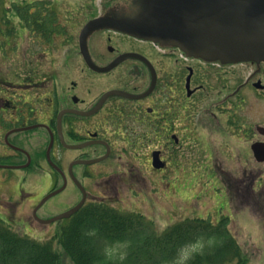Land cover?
I'll return each mask as SVG.
<instances>
[{"label":"flooded vegetation","instance_id":"flooded-vegetation-1","mask_svg":"<svg viewBox=\"0 0 264 264\" xmlns=\"http://www.w3.org/2000/svg\"><path fill=\"white\" fill-rule=\"evenodd\" d=\"M138 2L134 16L104 9L97 18L137 21L149 9L147 0ZM52 11L56 17L49 22L56 31L51 28L50 38L17 18L7 26L14 35L5 41L7 48L12 47L11 68L0 77V142L11 152L0 155L1 169H43L45 158L53 173L45 177L81 194L67 212L82 201L84 190L83 207L117 204L121 211L137 210L135 214L146 218V202L154 203V193L172 187L176 170H184L176 158L185 151L186 140L196 138L217 145L216 170L231 192L242 193L249 201L245 208L253 206L254 215L263 210L264 62L197 56L177 45L105 28L87 38L91 62L107 68L132 57L98 73L87 65L80 49L85 26L78 32L63 23L53 3ZM26 38L27 50L18 57ZM63 49L68 50L65 63ZM76 56L85 65L79 73L73 67ZM114 92L123 95L107 96ZM42 139L53 144L50 160L55 168L47 159L49 145L45 155L24 147ZM8 160L19 163L6 165L3 161ZM81 162L91 164H77ZM72 164L74 179L69 173ZM6 197L17 199L12 208L25 210L32 194L19 190ZM38 205L33 210L36 222ZM42 207L36 214L45 220L39 216ZM1 208L0 221L10 225L13 213Z\"/></svg>","mask_w":264,"mask_h":264},{"label":"rangeland","instance_id":"rangeland-1","mask_svg":"<svg viewBox=\"0 0 264 264\" xmlns=\"http://www.w3.org/2000/svg\"><path fill=\"white\" fill-rule=\"evenodd\" d=\"M17 0H2L7 7ZM28 2L38 0H27ZM52 2L59 11L63 23L70 27L78 29V32L85 26V22L94 17L100 16L101 12L106 9L117 13L128 15L135 11L137 0H40ZM20 4L22 2H19ZM68 5V6H67ZM70 6V7H69ZM10 16H12L10 12ZM81 19L80 22L75 21ZM5 31L7 27L1 26ZM71 31L73 29L71 28ZM73 33V32H72ZM1 41L5 40L0 36ZM22 50L18 57H22L28 47V39H23ZM6 41V40H5ZM0 49V77L6 76L11 68L9 58L12 47L7 48V43ZM68 50L63 49L61 62L67 59ZM67 62V61H66ZM85 65L82 60L76 56L73 67H77L79 73ZM49 145L48 139H42L38 142L32 141L24 147L29 152H45ZM217 145L212 143H203L199 139L189 138L185 142L184 152L176 158L177 164L183 167V171L176 170L172 187L165 191L154 193V203L146 202L143 213L146 218L153 220L155 232L161 234L167 227L180 223L187 219L206 220L212 225H219L224 218L230 221L229 228L240 244L242 250L249 257V264H264V199H261L263 210L252 212L253 206L245 208L248 200L240 193L232 192L226 185V178L218 174L216 170V149ZM11 151L3 142H0V155L9 154ZM73 156L69 160H72ZM13 160L3 161L6 165L17 164ZM183 164V165H181ZM43 169L30 167L29 171L24 170H5L0 168V193L7 192L8 197H14L22 190L25 194H32L31 202L23 210L12 208L17 199H8L5 194H0V212L3 208L8 207L13 213L10 221L11 229L20 234L26 235L37 242L50 240L59 230L62 221L49 225H43L33 218V210L45 196L52 190L61 188V183H53L49 177L50 167L42 160ZM231 168V167H229ZM234 169L239 168L233 166ZM79 170V169H78ZM33 172L34 175L33 176ZM6 178V179H5ZM150 195L151 193L145 192ZM81 194L71 185L66 187L65 191L49 199L42 209L39 216L42 219H52L67 212L69 208L81 200ZM130 198V195H129ZM242 199L244 201H242ZM251 201V200H250ZM10 203V204H7ZM140 204V203H139ZM250 207V204H248ZM114 209L121 211V206L113 204ZM127 209V208H126ZM252 211V212H251ZM125 213L135 214L125 211ZM262 215H261V214ZM22 221V222H21ZM62 264H70L69 260L64 257Z\"/></svg>","mask_w":264,"mask_h":264},{"label":"trees","instance_id":"trees-1","mask_svg":"<svg viewBox=\"0 0 264 264\" xmlns=\"http://www.w3.org/2000/svg\"><path fill=\"white\" fill-rule=\"evenodd\" d=\"M54 17L52 3L48 1L30 3L17 0L7 7L0 0V27L12 25L11 20L17 18L28 28L34 26L50 38L56 31L54 22H49ZM11 35H14L11 31L4 32L0 28V36L5 40ZM3 41L0 39V49L4 47ZM91 228L98 229V234L103 237L131 240L125 264H165L178 245L201 233L216 234L222 243L211 252L197 257L194 264H249V257L237 242L226 219L219 225H212L206 220L187 219L158 234L153 221L144 216L100 204L80 208L71 218L63 220L57 233L45 242L22 236L0 221V264H62L64 257L70 264H106L94 238L83 235Z\"/></svg>","mask_w":264,"mask_h":264},{"label":"water","instance_id":"water-1","mask_svg":"<svg viewBox=\"0 0 264 264\" xmlns=\"http://www.w3.org/2000/svg\"><path fill=\"white\" fill-rule=\"evenodd\" d=\"M149 9L137 21L98 18L90 21L80 35V49L87 65L98 73L111 71L121 58L107 68H98L90 60L86 46L88 36L100 29L110 28L131 36L177 45L185 51L202 57L216 58L238 62H264V0H147ZM139 8V2L133 13ZM123 95L117 92L107 96ZM106 96V97H107ZM49 145L47 159L50 160ZM91 164V163H77ZM72 164L69 173L74 179ZM154 165L160 168L155 160ZM9 168V167H8ZM61 189L46 196L34 212L40 224L49 225L70 218L85 203L86 193L82 190L83 199L75 208L50 220H40L37 210L49 199L62 193Z\"/></svg>","mask_w":264,"mask_h":264},{"label":"clouds","instance_id":"clouds-1","mask_svg":"<svg viewBox=\"0 0 264 264\" xmlns=\"http://www.w3.org/2000/svg\"><path fill=\"white\" fill-rule=\"evenodd\" d=\"M83 235L94 238V243L98 245V251L106 264H125L129 256L131 240L123 237L100 236L96 228L86 230ZM221 243V238L216 234H197L193 239L178 245L165 264H194L197 257L211 252Z\"/></svg>","mask_w":264,"mask_h":264}]
</instances>
